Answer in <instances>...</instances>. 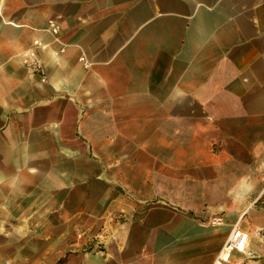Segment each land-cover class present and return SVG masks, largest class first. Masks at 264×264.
I'll list each match as a JSON object with an SVG mask.
<instances>
[{"label":"crops","instance_id":"crops-1","mask_svg":"<svg viewBox=\"0 0 264 264\" xmlns=\"http://www.w3.org/2000/svg\"><path fill=\"white\" fill-rule=\"evenodd\" d=\"M263 174L264 0H0V264H264Z\"/></svg>","mask_w":264,"mask_h":264},{"label":"built area","instance_id":"built-area-1","mask_svg":"<svg viewBox=\"0 0 264 264\" xmlns=\"http://www.w3.org/2000/svg\"><path fill=\"white\" fill-rule=\"evenodd\" d=\"M46 32L51 34L54 39H56V35L59 31V26L56 22L49 19L47 20V26L44 29ZM42 45L40 42L35 39L32 41V46L26 49L20 57V61L24 67L30 70L32 73L39 75V81H45V77L42 74V64L41 60L36 52L38 48H41ZM79 60L84 64L88 65V62L84 60L81 56ZM263 187L262 191H264V174L262 175ZM210 225L217 224L220 222L219 217H212L209 221ZM256 234L262 240H264V233L262 230H257ZM85 235L84 230H77L76 236L77 238H81ZM88 240L95 239L92 236L87 237ZM232 252H237L243 255L248 254V233L245 230L240 229L237 224H234L229 230L227 236L225 237L220 249L214 255L211 264H229L230 257Z\"/></svg>","mask_w":264,"mask_h":264}]
</instances>
